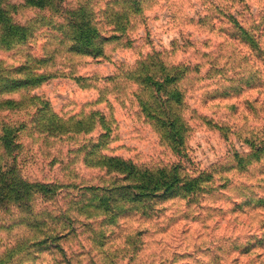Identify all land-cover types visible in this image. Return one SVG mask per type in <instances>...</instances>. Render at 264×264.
<instances>
[{
    "label": "clouds",
    "instance_id": "9594fccd",
    "mask_svg": "<svg viewBox=\"0 0 264 264\" xmlns=\"http://www.w3.org/2000/svg\"><path fill=\"white\" fill-rule=\"evenodd\" d=\"M0 81V264H264V0H0Z\"/></svg>",
    "mask_w": 264,
    "mask_h": 264
},
{
    "label": "rangeland",
    "instance_id": "374dc122",
    "mask_svg": "<svg viewBox=\"0 0 264 264\" xmlns=\"http://www.w3.org/2000/svg\"><path fill=\"white\" fill-rule=\"evenodd\" d=\"M45 83V80L43 81V82H39V83H37V84H32V85H30L31 87H33V88H38V87H40L41 85H43ZM245 104H246V106H249V102H245ZM258 208H264V199H261V200H259V201H257L256 202V207H253L252 208V211H256ZM238 211H243V209H237ZM259 247H261V248H264V241H262V242H259ZM253 249L252 248H245V250H244V254H248V253H250L251 251H252Z\"/></svg>",
    "mask_w": 264,
    "mask_h": 264
},
{
    "label": "trees",
    "instance_id": "16d2710c",
    "mask_svg": "<svg viewBox=\"0 0 264 264\" xmlns=\"http://www.w3.org/2000/svg\"><path fill=\"white\" fill-rule=\"evenodd\" d=\"M44 80H45V77H42V76H33V77H29L28 82H29L30 85H32V84H37L39 82H43ZM2 82H4V81H0V83H2ZM5 191H7V185H5L4 188H0V193H3ZM165 191L166 192H169L168 186H165ZM135 199L136 200H139L140 197H136Z\"/></svg>",
    "mask_w": 264,
    "mask_h": 264
}]
</instances>
